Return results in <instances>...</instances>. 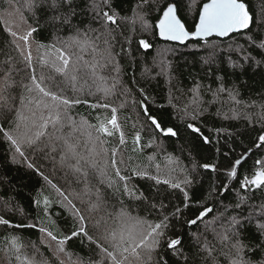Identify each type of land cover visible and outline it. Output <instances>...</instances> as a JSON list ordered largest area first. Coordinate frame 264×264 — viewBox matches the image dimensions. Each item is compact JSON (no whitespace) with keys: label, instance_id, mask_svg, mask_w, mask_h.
<instances>
[{"label":"snow or ice","instance_id":"obj_1","mask_svg":"<svg viewBox=\"0 0 264 264\" xmlns=\"http://www.w3.org/2000/svg\"><path fill=\"white\" fill-rule=\"evenodd\" d=\"M5 2L9 7L2 24L8 38L0 40V141L8 146L10 163L35 171L56 194L55 201L50 195L34 198L35 219L12 195L0 197V213L8 214H0V251L7 264H264V90L259 99L243 97L249 89L246 71L264 67V3L253 14L247 0H206L198 9L197 0L187 5L185 0H134L131 14L121 15L116 0ZM182 12L193 16L194 31L188 30ZM121 23L130 26L127 36ZM137 25L141 33L152 32L165 41L205 42L208 51L201 62L209 70L205 79L193 76L186 89L166 59L168 49L158 53L159 61L154 59L159 68L155 75L147 67L142 73L148 79L165 77L167 106L205 145L215 143L219 153L223 142L230 150L226 157L235 152L236 133L229 127H210L214 137L201 130L213 116L259 128L252 145L223 170L225 180H214L201 193L203 199L196 191L203 186L199 169H220L195 160H189V167L182 159L184 145L178 148L181 155L169 152L164 138L178 139L179 131L151 114L152 98L134 75L131 85L122 78L121 61L137 42ZM213 36L231 42L221 48L209 42ZM138 46L152 47L143 36ZM225 51L228 55L221 57ZM78 105L110 110V116L95 113L96 122H90L75 111ZM120 110H128L129 120L133 112L136 116L131 151L144 155L155 149L146 154V162L125 158L128 137L119 122ZM253 148L259 150L255 170L241 173ZM38 158L51 163L53 174L63 172L69 187L73 182L83 185L81 190L66 191L54 183L36 165ZM136 180L154 184L145 191ZM229 192L234 199L225 202ZM209 199L215 201L212 206ZM54 202L69 214L63 227L49 214ZM192 208L197 210L186 215ZM19 229L38 231L39 245L30 237L25 242ZM76 238L87 255L69 248Z\"/></svg>","mask_w":264,"mask_h":264},{"label":"trees","instance_id":"obj_2","mask_svg":"<svg viewBox=\"0 0 264 264\" xmlns=\"http://www.w3.org/2000/svg\"><path fill=\"white\" fill-rule=\"evenodd\" d=\"M190 0H185V5H187ZM206 2V0H197L196 8L198 9L201 5ZM248 4L251 6V10L253 14H255L257 10V5L264 3V0H247ZM134 3V0H116L117 7L120 10L121 15H130L131 7ZM9 5L5 2V0H0V40L6 39L7 34L3 31L2 19H7L6 10ZM155 13L153 14V16ZM184 22L189 31H192L193 26V16L188 15L186 12L181 13ZM150 22H152V17L149 18ZM119 22V21H118ZM120 27L124 31V35L127 36L129 34V25L127 23H121ZM235 35V34H233ZM143 36L152 47L148 50H144L139 48L138 40ZM135 41L131 45V55L128 53L124 54V59L121 61L122 64V78L131 85L133 75L138 83L143 86L149 96L152 98L151 101L148 102V108L152 115L159 117L160 122L165 126H172L176 130L179 131V138H164L167 141V149L169 152L175 151L176 155H181L178 151L180 145H184L185 152L183 153L182 159L184 163L191 167L189 164V160H195L197 163H208V164H216L220 171L213 172L210 169H199L201 175L197 176L198 180L203 181V186H198L196 191L197 195L200 199H203L201 193L207 192L209 186L213 183L214 180L224 181L226 173L223 171L226 169L235 157L240 153L241 149H247L252 145V142L255 138V133L259 131V128L251 129L245 127V121H234V120H220L216 117H211L206 119V126L202 127V131L205 135L214 137V133L210 132L208 129L210 127H218L225 126L229 127L231 131L236 133L234 136V148L235 152L231 153L230 157H226L224 155L225 151H230L229 148L221 142L218 146L220 148V152L217 153L215 143L211 145H205L202 139L198 134L192 133L189 129L186 128L185 124L182 123L179 119H177L173 115V110L167 106V96L169 84L167 83L165 77L163 75L156 76L155 79H148L142 77V73L144 72L145 67L150 69L151 75H155L159 71V68L154 65V59L159 61L160 56L158 53L163 52L164 50H170L167 53L166 59L171 61L172 68L176 70L179 75L180 81H182V85L185 87H190V81L193 76H199L200 79H205L204 74L209 70V66L202 64V57L207 54L208 49L205 48L204 41H194L190 40L185 45H178L175 43H169L161 41L158 35H154L152 32L141 33L139 31V26L137 25ZM209 42L219 44L221 48L226 46L225 42L230 43L231 41L228 38L218 39V38H209ZM117 50H119V45L117 46ZM221 57L227 56L228 53L221 52ZM134 58V59H133ZM223 70L225 72L228 71L226 66H223ZM212 71L217 72L216 67H212ZM245 78L248 81L249 89L243 92V97L247 98L251 95L252 99H259L258 93L264 90V67L257 69L253 72L251 69H248L245 73ZM213 86L215 85V77H212ZM176 82H173V89L176 87ZM95 90V89H93ZM134 96L139 99L140 93L133 88ZM179 92H176V95H179ZM88 99H93L92 97H88ZM152 101H155L153 103ZM180 103V101H177ZM160 104H164V107H159ZM76 112H79L85 115L90 122L95 123L94 114L99 113L101 116L109 115L110 110L104 109H90L87 105H78L75 109ZM215 111V108H213ZM249 111H256L255 109H250ZM92 113V115H90ZM129 116L128 110H120L118 113L119 122L124 126V131L128 137V144L126 145V151L124 152L125 158L129 155L134 157L132 163L135 162H146V154L155 151V149H147L144 155H138L133 153L131 136L133 133L132 121L136 119L135 113L131 114V119H127ZM147 135L144 136V141L147 140ZM113 144H109L108 147H112ZM8 146L6 143L0 141V197H7L9 194L12 195L14 199V203H19L26 213H28L33 219L36 218V208L33 206L32 201L34 198L39 197L41 200L45 195H50V197L55 201L56 194L50 185H47L44 180L36 174L35 171L28 169L26 166L20 164H12L9 162L10 157L7 151ZM259 150L253 148L252 155L249 156L247 161L241 166V173L246 170H255L254 161L258 158ZM38 156L40 154H37ZM119 158V157H118ZM157 161L163 164L162 157L158 156ZM36 165L40 167V170L44 172L45 175L49 176L54 183L58 184L61 188L66 191H72L75 189L76 191H80L83 185L72 183L71 187L65 181L63 177V172L57 171L56 174H53L52 165L49 161H46L42 158H38L35 161ZM111 171V169H109ZM251 174V172H249ZM71 179V177H69ZM145 191L148 190L149 184H154V181H146V180H136ZM234 183V182H232ZM160 187L166 188V185H160ZM179 197V193H177ZM182 199V197H180ZM229 198L234 199V194L229 192L227 197L225 198V202L228 201ZM78 206L79 201H76ZM215 203L214 200L209 199L207 201L208 206H212ZM43 207V205H41ZM83 207V206H81ZM197 209L192 208L190 210H186V215H191L192 212ZM63 213V216H61ZM4 215H8L7 213H0ZM49 214L53 221L57 222L61 227L65 224V219H70L67 210L61 207L58 203H53L49 208ZM211 215V214H210ZM19 218V215L15 217ZM47 226H51L50 224ZM24 233V241L27 242L29 237L36 241L39 245L40 233L35 229H19L16 230ZM2 236V233H0ZM41 251L45 256H49L50 253L46 247L42 245ZM69 248L74 249L79 252H83L87 255V251L80 244V239L76 238L73 241L69 242ZM30 251V250H29ZM0 264H7V258L5 254L0 251ZM12 264H16L13 260Z\"/></svg>","mask_w":264,"mask_h":264},{"label":"water","instance_id":"obj_3","mask_svg":"<svg viewBox=\"0 0 264 264\" xmlns=\"http://www.w3.org/2000/svg\"><path fill=\"white\" fill-rule=\"evenodd\" d=\"M201 7H202V5H201ZM192 31H194V28H193V30ZM159 37V36H158ZM214 38H218V39H225V38H219V37H215V36H213ZM213 37H209V38H213ZM208 38V39H209ZM159 39L161 40V41H164V42H169V43H175V44H178V45H185L188 41H190V40H194V41H197L196 39H189V40H187V41H185V43L184 44H180L179 42H175V41H165V40H162L160 37H159Z\"/></svg>","mask_w":264,"mask_h":264}]
</instances>
